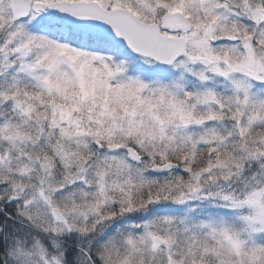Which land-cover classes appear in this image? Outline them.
<instances>
[{
  "label": "snow or ice",
  "instance_id": "6c2138e0",
  "mask_svg": "<svg viewBox=\"0 0 264 264\" xmlns=\"http://www.w3.org/2000/svg\"><path fill=\"white\" fill-rule=\"evenodd\" d=\"M0 264H264V0H0Z\"/></svg>",
  "mask_w": 264,
  "mask_h": 264
}]
</instances>
